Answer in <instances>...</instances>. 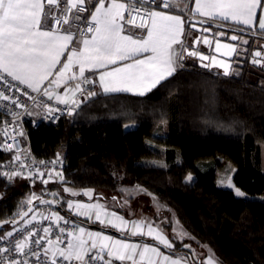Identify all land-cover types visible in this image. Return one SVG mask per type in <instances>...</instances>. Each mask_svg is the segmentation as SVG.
Returning <instances> with one entry per match:
<instances>
[{
	"label": "trees",
	"instance_id": "1",
	"mask_svg": "<svg viewBox=\"0 0 264 264\" xmlns=\"http://www.w3.org/2000/svg\"><path fill=\"white\" fill-rule=\"evenodd\" d=\"M249 66L246 59L238 74L226 75L189 62L143 96L94 89L57 124L27 123L36 156L59 154L67 162L64 180L42 185L41 193L58 200L48 191L63 184L112 195L141 186L221 264H264V77L255 78ZM215 156L235 166L233 183L248 197L218 185ZM10 157L0 149V162ZM156 158L166 165L153 164ZM17 180L0 176V220L25 209L29 188ZM60 204L62 210L51 209L71 216ZM180 245L173 250L182 253Z\"/></svg>",
	"mask_w": 264,
	"mask_h": 264
},
{
	"label": "snow or ice",
	"instance_id": "2",
	"mask_svg": "<svg viewBox=\"0 0 264 264\" xmlns=\"http://www.w3.org/2000/svg\"><path fill=\"white\" fill-rule=\"evenodd\" d=\"M140 2L141 7H136V3ZM144 3L148 0H110L106 5V0H96L92 5L94 11L90 13L91 22L87 28L89 33H92L91 38H85L77 41V46L69 49V45L73 43L74 36L70 31H62L59 27L62 23L68 24L69 17L64 15L62 18L52 15L53 10H58L61 5V0H0V80H7L11 78L33 92H43V95L49 99L53 98L55 89L59 88L61 84H66L69 80H78L82 78L75 87H65L64 94L55 95V99L62 104H72L79 106L75 95L81 92V83H94L90 81L85 72L94 69H106L108 65H115L117 61H125L132 59V63H126L121 67H116L112 70L100 72L99 83L102 87L103 93L114 92H133L136 95L143 96L161 84L162 81L167 80L176 73L177 60L182 58V52L186 51L182 47V52L178 54L173 47L181 44V36L184 33L185 21L179 15H170L165 11L144 10L141 15V10ZM155 3V0H152ZM45 5L48 6V11L45 13ZM157 8H171L173 7L172 0H160L156 4ZM75 9L77 13L85 12L88 9L85 7V0H64V12L70 13ZM264 9V0H195V7L192 9V14H199L201 17L209 19H220L221 21H232L236 24H243L248 27L258 23L260 30L264 31V16H257V10ZM125 12H128V19H125ZM48 15L55 22L57 27L51 30L43 31L40 28L42 17ZM137 17L140 23H136ZM79 20L81 17L76 16ZM133 25L140 29L146 30V36L140 39H133L130 35H123L124 23ZM195 27V25H193ZM207 31V29H205ZM223 35V33H221ZM232 40H237L238 37L233 35ZM198 42V41H197ZM204 43H210L204 40ZM244 43H248L244 41ZM82 44V47L79 45ZM217 51L224 47L231 52H235V48L229 45H221L217 42ZM68 52L66 61L61 62V56ZM143 53H150L145 55L142 59L137 58ZM189 56H199L201 60L208 59L196 51L187 53ZM262 53L256 51L253 57L254 64H261L262 61L257 59L261 57ZM212 64L224 68L225 74H228L229 65L218 62L215 57L212 58ZM57 65H61L57 69ZM207 67L208 65H204ZM75 69V70H74ZM49 77H53L49 80ZM45 81L48 84L45 86ZM96 95L95 92H88V96ZM0 99L8 100L9 97L0 91ZM51 112L52 109L49 108ZM71 114V111L69 112ZM5 136L7 131L5 129ZM22 134V133H21ZM14 139V137H13ZM5 151L10 150L7 145L4 147ZM19 161V155L14 157ZM59 159L51 161L53 165L59 163ZM41 163H44L41 161ZM22 167V166H21ZM54 171V170H53ZM53 171H49V179L53 175ZM43 177L44 173H38ZM9 180L15 176L21 175V172L14 171L12 173L4 172ZM61 180L63 176L56 172ZM187 181L192 180V176L186 177ZM47 184V180H43ZM227 187L233 188L237 197H246V194L239 188L235 187L231 178H227ZM64 191H71L65 188ZM72 195H79V193L71 192ZM91 198V192H85ZM53 195H56L53 193ZM39 199L33 193L26 201L27 204H32L33 200ZM41 203H51L50 201H40ZM73 202H68V207L73 208ZM23 208V203L20 205ZM77 214L87 215L93 209L96 211V219L101 223L102 209L101 205H84L75 204ZM81 209H86V212H81ZM32 211L28 208L27 212L21 211L17 213L26 216L28 212ZM116 221L109 220V224L114 227L123 229L127 227L128 222L123 218L112 214ZM45 219L54 218L56 221L63 219L57 213L53 212L52 217H44ZM36 219L35 215L32 217ZM30 223V222H26ZM67 223V221H65ZM144 222L133 221L132 235H143ZM47 235L49 228L43 229ZM60 233L65 232L64 228L59 229ZM84 228H79L80 235L74 232H69L68 236L72 237L65 248L52 247L45 248V255L52 252L51 264H58V258H61V264L72 261H79L80 264H90V261L103 259L100 253H103L107 248V255L115 257L119 261H131L132 264H141L147 259V264H186L183 257L172 258L169 255H163L158 248L145 244L139 252L140 245L125 243L121 240H112L111 237L103 236L101 233L88 232L89 239L92 240L91 248H97V240L100 241L99 253L89 256L88 260L85 257L88 255L87 241L82 237L85 233ZM147 235L154 236L160 244L167 248H172V243L154 229L151 224L147 225ZM182 234V233H181ZM7 235L11 236L9 232ZM31 235H34L32 233ZM60 237H57L59 241ZM111 245L104 243L110 241ZM39 244V241H36ZM49 246L53 244L52 240H48ZM27 244V240H20L15 245L17 253H23ZM187 247V246H185ZM0 251H8V249H0ZM161 258L154 260L148 256ZM37 258L38 253H33ZM139 257V260L136 257ZM9 264H21L20 261L12 260ZM27 264V262H23ZM107 264H111L108 261ZM204 264H214L213 256L209 255L204 261Z\"/></svg>",
	"mask_w": 264,
	"mask_h": 264
},
{
	"label": "built area",
	"instance_id": "3",
	"mask_svg": "<svg viewBox=\"0 0 264 264\" xmlns=\"http://www.w3.org/2000/svg\"><path fill=\"white\" fill-rule=\"evenodd\" d=\"M107 1V0H106ZM183 2L187 6H190L193 0H172L173 7L171 8H157L156 4L160 3V0H155V3H152V0H148V3H144L141 15L144 14V10H165L172 11L176 9L175 3ZM96 3V0H85V7L88 9L85 12L77 13L73 9L70 13L64 12V0H61V5L58 10H53L52 15L63 17L68 15L69 23L61 24L59 27L61 30H65L69 26H76L75 37L83 38L92 33L87 31V28L91 22L90 13L94 11L92 7ZM136 7H141V3L137 2ZM46 13L48 11V6L45 5ZM189 23H193L200 26H213L219 23L209 21L203 18H199L196 15H193L188 9L185 11ZM50 21V29L57 27L55 22L51 19L50 16L46 15ZM76 16L81 17V19H75ZM128 12H125V19L127 20ZM124 23V22H123ZM136 23H140L139 17H137ZM126 29L132 31L133 35L141 38L146 35V30L140 29L133 25L124 23ZM90 81H94L92 76L86 75ZM82 78H80V81ZM48 82L45 84V86ZM95 86L94 83L84 84L81 83V92H78L75 95L77 100L78 107L72 104H62L59 103L55 96L53 95L52 99H49L47 96L43 95V92H33L31 89L26 88L24 85L19 84L16 81H12L11 78L7 80H0V91L4 92L5 95L9 97L8 100L0 99V149L11 154L9 159H6L0 162V176H4V172L12 173L14 171L21 172V175L13 177L20 178L25 181L28 185L29 193L26 197V201L34 193L36 197L40 198L45 196L41 193L42 185L60 183L65 178V171L67 162L63 156L51 157V158H39L32 151L27 134V123L32 127H38L41 122H48L51 124H57L62 118L69 116L76 112L80 106L85 102V97L88 96L89 91H93ZM89 97V96H88ZM49 108L52 111H49ZM5 129L7 131V136H5ZM22 133V134H21ZM14 137V139H13ZM7 145L10 150L5 151L4 147ZM19 155V161L15 160L14 157ZM59 159V163L53 165L51 161ZM43 161L44 163H41ZM22 166V167H21ZM54 170V171H53ZM49 171H53L51 179H49ZM39 172H43V177L39 176ZM56 172H59L63 176L61 180L58 176L55 175ZM6 177V176H5ZM47 180L48 183L45 184L42 181ZM35 200L32 201V203ZM29 204L26 203L25 208ZM59 215V214H58ZM60 216V215H59ZM44 217H52L51 213H42L40 217H37L35 220H25L22 223L18 224L15 227L10 229H5L0 233V249H8V251H0V264H9L12 260L27 262V264H51L52 252H48L45 255L44 249L52 247L55 248H65L67 243L72 237L68 236L69 232L77 233L78 224L72 219H61L56 221L54 218L45 219ZM61 217V216H60ZM67 221V223H65ZM30 222V223H26ZM44 228H49V233L46 235L43 231ZM64 228L65 232L60 233L59 229ZM11 232L12 235L9 236L7 233ZM34 233V235H31ZM60 237L57 241V237ZM27 240V244L23 250V253H17L15 250V245L20 240ZM48 240H52L53 244L49 246L47 243ZM39 241V244L36 243ZM99 249H89L88 255L85 257V260H88L89 256L96 255L99 253ZM33 253H38L37 258ZM103 259H97L90 261V264H107L108 260L106 258L105 251L100 253ZM58 264H61V258H58ZM63 264H68V262H63ZM72 264H80L79 261H72ZM111 264H114L111 262Z\"/></svg>",
	"mask_w": 264,
	"mask_h": 264
},
{
	"label": "crops",
	"instance_id": "4",
	"mask_svg": "<svg viewBox=\"0 0 264 264\" xmlns=\"http://www.w3.org/2000/svg\"><path fill=\"white\" fill-rule=\"evenodd\" d=\"M108 2H110V0L106 1V5H107ZM174 5H175L176 9H174L172 11H165V10H161V9H157L156 11H165V12H167L170 15H179L185 21V23H184V33H183V35L180 38L181 41H182V46H181V44H177V45L173 46L178 54H180L182 52V47H183V49L186 50V51L182 52V58H178V60H177V68H176V70H177V69L183 67L185 64L187 65L188 61L192 62V61H190L192 57L188 56L187 53L189 52L188 50H189V40H190V38L194 39L195 36H196V31L193 29V25H196V24L189 23L188 17L186 15L185 11L188 9V11H190L192 13V9L195 7V0H193L192 4L190 6H187L183 2H176ZM45 13H46V9H45ZM196 16H198L199 18H203V19H206V20H209V21H213V22L219 23V24L213 25V26H214V29L216 31L220 32V34L223 33L222 36L224 38L221 39L222 41H219V43L221 45H229L231 47H234L230 43V40L228 38H226L225 36L229 35V33H232V32L235 33L236 35H238L239 42H236V47H234L235 48V52H231L230 56L228 54H226V53H229L228 49H226L224 47H221L219 49V51H217V47H216L217 43H215V46H214L216 57L223 64L229 65L228 74H238L240 72V66L244 62V59H242V57H243L242 56L243 55L242 51H244V49H243L244 40H243L242 47L240 46V42H242V39H244V37H242L241 34L237 33V31L241 32V33L243 32V33H246V34H249V35L254 34V32H257L258 34L259 33H263L264 34V31L259 29L258 23L253 25L252 27H248V26H245L243 24H236V23H234L232 21H227V22L221 21L218 18L213 20V19H209L207 17H201L199 14H196ZM257 16L258 17L264 16V9H258L257 10ZM218 25H221V26H218ZM49 26H50V21H49L48 17L45 15L44 17H42L40 28L43 31L51 30ZM75 30H76V26H69L65 30H63V31H70L73 34V36H74V41H73L72 44L69 45V49H71L73 47H76L77 46V43H76L77 41H81L82 39H85V38H91V35L83 37V38H76L75 37ZM122 34L123 35H130V36H132L133 39H140V38L134 36L132 31L126 29L125 26H124V31H123ZM258 38L259 39H257L258 41L256 42V50H255V52L256 51H260L262 53V56L261 57H257V59H260L262 61V63H264V37L262 35H259ZM79 46L82 47V44H80ZM192 51H194L193 48H192ZM67 54H68V52L66 51L64 53V55L61 56V62L62 63L64 61H66ZM149 54L150 53H143L137 58H141L142 59L145 55H149ZM232 56H233V60H232V63H230L229 62V58L232 57ZM186 57L188 58V60H186ZM194 58H195L196 62H198L197 56H194ZM251 60L253 61V58ZM132 62H133L132 59L125 60V61H117V63L115 65H108L106 69H94L92 71H87L86 70L85 76L86 75L92 76V78L94 79V82H95V87L94 88L103 93L102 87H101V85L99 83V74H100V72H103V71H106V70H112V69H114L116 67H121V66H123L126 63H132ZM201 65H203V64H201ZM60 66L61 65H57V69ZM210 66H216L217 68H219L221 70V73L225 74L224 68L219 66V64L213 65L212 62H210L208 64V67H206V68H209ZM260 76L264 77V74H260ZM52 78L53 77H49V80H51ZM47 82L48 81H45V84ZM79 82H80V78L78 80H69L66 84H61V86L59 88L55 89L54 96L56 94L63 95L65 87L73 88V87H75V84L79 83ZM114 93H117V92H114ZM127 93L134 94L133 92H127ZM107 94H109V93H107ZM234 171H235V169H234ZM109 195L110 194H107V193H101L100 195L96 194V196H101L103 198V199L99 200L98 202H96V204H95V205H101L102 206V209L100 210V212H101V219L104 221L103 223H101L100 220L96 219V211H97V209L91 210V212L89 214H87V215L77 214V210H76L75 206L73 208H71V209L69 208V210H70L72 216L80 217V218L83 219V221H85L87 223L97 224L99 226H104V227H111V228H114V229L118 230L119 232H121V233H123V234H125L127 236H130V237H133V238L134 237H143V238L148 239V241H139V240H136V239H133V238L120 237V236H117V235H114V234H111V233H108V232H105V231H102V230H99V229L91 228V227H89V226H87L85 224L77 223L78 224V229H77L76 235H80L79 228H84L86 230L85 233L83 234L82 238L85 241H87L88 249H92L91 248L92 240L89 239L87 233L88 232H92V233L99 232L103 236L111 237L112 240H121V241H123L125 243L140 245V248H138V250H137L138 252L140 250H142V248H143V246L145 244H147L149 246L158 248V250L163 255L172 256V258H174V259L178 258V257H183L184 258V262H186V264H194V263H196L193 254H191V256H189L188 254H185L184 252L181 253L179 251L173 250V247L175 245V244H173V240L174 239H172V237H170L169 235H166L159 227L156 226V223H154L152 221L143 220V222H144L143 232L145 234H143V235H132V232L134 230L133 229V221H138V220L134 216L127 217L125 214H123L121 209L118 207V205H117L118 203L117 202L115 204L111 205V206H108V202L106 201V197H110L111 196L112 198L114 197L115 200L119 199L118 194L110 195V196ZM92 202L93 201L89 200L84 205H93ZM104 202H105V205H103ZM80 211L81 212H86L87 210L86 209H81ZM43 212L44 213H51V214L53 212H55V213L60 215V212L55 211V210H53L51 208L44 209ZM113 213H115V216L121 217V218H123L124 221H127L128 222L127 227H124L123 229H121V228L112 226V224H109V220H113L114 223H117V224L119 223V221H116L115 218L112 216ZM148 224H151V226L154 229L158 230V232L160 234H162L164 237H166L169 240V242L172 243L173 247L172 248H167L163 244H160L159 241L154 238V236L147 235L146 233H147V225ZM176 242H178V240H176ZM104 243H107V244L111 245V240L110 241H104ZM99 244H100V241L97 240V245H98L97 248L98 249H99ZM104 251L106 253L107 260L111 261L114 264H132V262L128 261V260L119 261V260L115 259V257H109L107 255V252H108L107 248ZM148 256L152 257V259H154V260H160L161 259V258H157V257L152 256L151 253H149ZM136 259L139 260L138 255H137ZM141 264H147V259L145 261L141 262ZM214 264H218V262L214 261Z\"/></svg>",
	"mask_w": 264,
	"mask_h": 264
},
{
	"label": "rangeland",
	"instance_id": "5",
	"mask_svg": "<svg viewBox=\"0 0 264 264\" xmlns=\"http://www.w3.org/2000/svg\"><path fill=\"white\" fill-rule=\"evenodd\" d=\"M221 26V25H218ZM237 33L241 34L244 39H242V42H240V46L242 47L243 40L247 41L248 43H244V51H242V59H244V64L246 62V59L249 63V67L252 70V74L255 78L260 77V74H264V63L261 64H254L252 62V58L254 57V52L256 50V42L259 35H262L264 37L263 33H257L254 32V34H246V33ZM193 38H190L189 40V52L192 51V45H193ZM252 47L251 52L249 53L252 55L250 58V55H248V52L250 48ZM187 55V54H186ZM189 56V55H188ZM192 57L190 61L196 62L194 56ZM246 58V59H245ZM186 60L188 58L186 57ZM189 63V61H188ZM199 64V61H198ZM186 65V64H185ZM184 65V66H185ZM200 66H203L199 64ZM205 65V64H204ZM205 67V66H203ZM209 70L218 73L221 72L219 68L216 66H210L208 68ZM262 78V77H261ZM95 87V86H94ZM95 89V88H94ZM93 89V90H94ZM88 96L85 97V101H87ZM75 113V112H74ZM157 136H160L157 134ZM162 148L163 147H159ZM146 161L149 159H145ZM217 166H216V175H217V182L218 185L222 187H227V178H231V181L233 183V171L235 169V166H233L231 163H229L227 160L216 156L215 157ZM153 161V164L155 165H161L165 166V160L162 158H156L151 160ZM192 176V179L194 178V175L189 174ZM188 175V176H189ZM20 182L19 180L14 179V183L17 184ZM234 185V183H233ZM235 186V185H234ZM236 187V186H235ZM65 188L70 189L71 191L66 192L64 191ZM229 188V187H228ZM91 192V198L88 195H85V192ZM50 194L53 195L55 193L58 196V201H64L66 207L69 210L68 202H73V205L79 203V204H85L86 202L93 201V205L96 204L99 200L103 199L101 196H96V194L101 193H107L110 194L109 191L96 189L94 187H75L68 184H63L62 186L58 187L54 191H48ZM71 192L79 193V195H72ZM119 199L115 200L114 197H106V201L108 202V206H111L118 203V207L121 209L123 214H125L127 217L134 216L138 221H152L156 223V226L159 227L166 235H169L172 237L173 244L176 243V240L180 241L183 248H185L182 252H188L193 254L196 264H204V261L208 258L209 255L213 256V260L215 262H218V264H221L218 260V257L216 254L209 248L208 245L199 242L197 239H195L187 230L186 228L181 224V222L176 217L173 209L169 207L167 204L160 201L157 197L152 195L150 192L146 191L141 186H125L120 189V192H117ZM84 196V197H83ZM247 196V195H246ZM248 197V196H247ZM254 199H259L258 197H254ZM119 201V202H118ZM110 202V203H109ZM105 205V202L104 204ZM73 206V207H74ZM50 206H42L37 208L28 218L27 220L32 219L33 215L35 217H40L43 213L44 209H49ZM60 216L65 219H70L68 215H66L64 212H60ZM182 233V234H181ZM183 241V242H182ZM187 246V247H185ZM175 247V245H174ZM190 251V252H189Z\"/></svg>",
	"mask_w": 264,
	"mask_h": 264
},
{
	"label": "water",
	"instance_id": "6",
	"mask_svg": "<svg viewBox=\"0 0 264 264\" xmlns=\"http://www.w3.org/2000/svg\"><path fill=\"white\" fill-rule=\"evenodd\" d=\"M193 29L196 31V32H204L205 34H209L211 35V33H213V30L212 29H209L207 31H205L204 27L203 26H200V25H195V27H193ZM238 37V36H237ZM218 40L219 41H222L221 40V36L219 35L218 36ZM236 42L237 40H232L230 39V43L236 47ZM214 53H215V49H214ZM216 54V53H215ZM198 58L200 59V57L198 56ZM232 60H233V56L229 58V62L232 63ZM209 63L206 62L205 65H208ZM208 67V66H207ZM92 92H95L96 91H92ZM89 97H92V96H89ZM57 157H61V155H57ZM43 200V201H50L51 203H41L40 201ZM42 206H50V207H53V208H57L58 210H62V206L60 204V202L54 198V197H50V196H41L39 199H36L32 204H30L28 207H26L23 211L24 212H27L28 211V208H31L32 211L28 212V214L26 216H23V218H21V215H18L16 217H12V218H8V219H4V220H0V233L2 231H4L7 226H10V227H15L17 226L18 224L22 223L23 221H25L37 208L39 207H42ZM73 221L77 222V223H81V224H85L91 228H95V229H99V230H102V231H105V232H108V233H111V234H114V235H117V236H120V237H124V238H133V237H130V236H127L121 232H119L118 230L114 229V228H111V227H104V226H99L97 224H90V223H87L83 220H80L79 218L77 217H74V216H69ZM133 239H136V240H139V241H148V239L146 238H143V237H134ZM171 251V250H170ZM185 254H188L189 256H191L190 253L188 252H184ZM196 264V263H194Z\"/></svg>",
	"mask_w": 264,
	"mask_h": 264
},
{
	"label": "flooded vegetation",
	"instance_id": "7",
	"mask_svg": "<svg viewBox=\"0 0 264 264\" xmlns=\"http://www.w3.org/2000/svg\"><path fill=\"white\" fill-rule=\"evenodd\" d=\"M204 29H207V30L212 29L213 33H211V35H209V34H205L204 32H202V33L196 32V36L193 40L192 48L194 51L200 53L201 55L207 56L208 59L201 60L197 56V60L199 61L200 64L204 65V64H206V62H208V63L212 62V58L215 57V59L218 62H220V60L216 57V55L214 53V46H215V43H217V41L219 42V40H218L219 35L221 36V39L224 37L220 34L219 31H216L214 29V26H204ZM233 35L238 36L232 32V33H229V35H226L225 37L230 40ZM205 39L208 40L210 43H207V44L204 43ZM237 42H239V39H237ZM228 55L230 56L231 53Z\"/></svg>",
	"mask_w": 264,
	"mask_h": 264
}]
</instances>
